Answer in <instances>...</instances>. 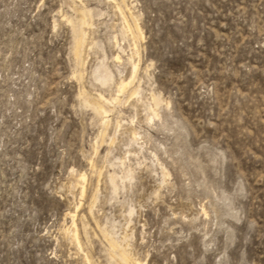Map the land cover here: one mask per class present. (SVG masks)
<instances>
[{
  "label": "rangeland",
  "instance_id": "374dc122",
  "mask_svg": "<svg viewBox=\"0 0 264 264\" xmlns=\"http://www.w3.org/2000/svg\"><path fill=\"white\" fill-rule=\"evenodd\" d=\"M125 1L0 0V264H264V0Z\"/></svg>",
  "mask_w": 264,
  "mask_h": 264
},
{
  "label": "bare ground",
  "instance_id": "6f19581e",
  "mask_svg": "<svg viewBox=\"0 0 264 264\" xmlns=\"http://www.w3.org/2000/svg\"><path fill=\"white\" fill-rule=\"evenodd\" d=\"M123 2L125 3L126 1L125 0H123ZM126 4V3H125ZM120 11L122 12V14H123V16H124V19H125V21L128 23V20H127V18L125 17V13L123 12V10L120 8ZM79 23H80V25H81V27H83L84 28V26H87L88 24H87V22H86V16H84L81 12H79ZM132 16V15H131ZM131 18H133V17H131ZM82 28V29H83ZM135 29H136V31H138V33H140L139 31V27L136 25V27H135ZM137 33V34H138ZM85 40H86V37H85V33H84V31L83 30H81V34H80V36H79V38L77 39V47H76V54H77V57L78 58H80L81 57V54H82V52H83V48H84V45H85ZM136 71V70H135ZM131 84H132V81H128V82H123L122 83V85H121V88H120V92H124V91H127V89L131 86ZM135 95V94H134ZM101 99H102V102L99 104V106H98V113H99V115H104L106 118H107V116H108V114H109V111L107 110V108H106V105H110V103L111 102H109L106 98H104L103 96H101ZM109 107V106H108ZM97 113V114H98ZM107 122L108 121H106V123L105 124H107ZM104 124V125H105ZM81 179L83 180L84 179V177L82 176L81 177ZM85 193V189L83 188L82 189V194H84ZM109 237V236H108ZM72 240L75 242V243H77L78 245H81L80 244V238H79V233H78V230L75 228V230L73 231V235H72ZM120 249H122V248H120ZM121 251V250H120ZM121 252H123V257H124V259L127 261V263L128 264H143L142 262H140L139 260H137L136 258L134 259L129 253H127L126 252V250H122ZM111 257H113V256H111ZM114 258V257H113ZM116 261V260H115ZM119 264V263H118Z\"/></svg>",
  "mask_w": 264,
  "mask_h": 264
}]
</instances>
